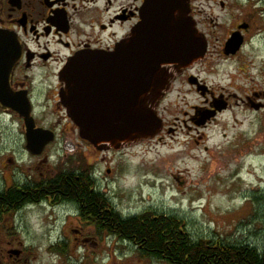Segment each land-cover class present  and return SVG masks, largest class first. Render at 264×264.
<instances>
[{
    "label": "flooded vegetation",
    "instance_id": "flooded-vegetation-1",
    "mask_svg": "<svg viewBox=\"0 0 264 264\" xmlns=\"http://www.w3.org/2000/svg\"><path fill=\"white\" fill-rule=\"evenodd\" d=\"M145 1L0 0V117L16 122L27 161L15 168L9 181L0 172V197L11 192L31 199L15 209L0 200V264H91L89 254L81 260L66 256L70 242L63 232L47 239L48 245L43 247L30 236L25 223H11L21 221L26 213L70 206L47 193L57 180L85 178L97 188V160L94 166L78 156L84 147L94 154L113 155L146 142L173 143L182 136L183 146L193 140V147L208 153L211 134L222 120L226 121L222 125L225 138L228 128L239 137L257 130L259 115L264 114V0H189L187 16L206 49L195 62L161 67L166 84L147 95V110L159 121L156 135L116 146L100 144L98 148L81 137L61 100L66 88L62 73L75 58L109 55L123 46L141 21ZM233 40L236 46H229ZM256 41L263 43L259 55L253 47ZM82 62L81 66L91 65ZM109 65L100 61L90 70H82L84 87L92 93L91 102L83 104L92 114L109 115L127 103L129 87ZM193 95L196 100L192 102L189 97ZM26 115L34 130L42 131L44 141L52 139L38 156L26 151L22 118ZM66 148L72 149V155L62 153ZM32 193L37 196L32 198ZM73 210L78 217L77 209ZM80 224L100 239L112 238L125 245L133 263L142 264V259L164 263L142 257V248L129 241L105 231L100 235L94 226ZM83 231L77 232L79 237L85 236ZM114 260L112 257L110 264Z\"/></svg>",
    "mask_w": 264,
    "mask_h": 264
},
{
    "label": "rangeland",
    "instance_id": "rangeland-1",
    "mask_svg": "<svg viewBox=\"0 0 264 264\" xmlns=\"http://www.w3.org/2000/svg\"><path fill=\"white\" fill-rule=\"evenodd\" d=\"M253 47L259 55L263 43L256 41ZM189 99L193 102L196 96ZM224 123L220 121L210 133L208 153L193 147V140L183 146L184 138L179 136L173 143L146 142L113 155L94 154L84 147L78 156L94 166L97 160L98 191L123 218L144 212L174 216L185 223L193 241H221L264 250V114L259 115V126L250 136L239 137L228 128L225 138ZM22 140L16 122L1 116L0 172L7 181L16 167L27 162ZM71 150L66 148L62 153L72 155ZM108 169L112 173L107 174ZM75 214L71 206L55 207L23 214L21 221L11 223H25L30 236L43 247L48 245L47 239L63 232L70 242L66 256L76 260L89 254L91 264H110L112 257L114 264H138L132 262L125 245L112 238L100 239L80 224ZM54 229L56 232L50 234ZM81 230L83 237L77 233ZM85 237L91 240L83 243ZM142 264L164 263L142 259Z\"/></svg>",
    "mask_w": 264,
    "mask_h": 264
},
{
    "label": "water",
    "instance_id": "water-1",
    "mask_svg": "<svg viewBox=\"0 0 264 264\" xmlns=\"http://www.w3.org/2000/svg\"><path fill=\"white\" fill-rule=\"evenodd\" d=\"M188 5L189 0H146L141 21L123 46L109 55L91 54L75 58L65 68L62 80L66 88L61 93V100L69 118L88 143L96 148L100 144L116 146L156 135L159 121L154 112L147 110V95L165 86L167 79L161 67L195 62L206 49L205 41L187 16ZM235 44L233 40L229 46ZM82 61L91 65L81 66ZM100 61L110 62L109 70L119 72L120 81L129 87L130 94L124 108L115 109L109 115L92 114L83 104L91 102L92 93L84 87L86 81L82 70H90ZM22 118L26 124V151L38 156L52 139L44 141L42 131L34 130L32 119L28 115Z\"/></svg>",
    "mask_w": 264,
    "mask_h": 264
},
{
    "label": "trees",
    "instance_id": "trees-1",
    "mask_svg": "<svg viewBox=\"0 0 264 264\" xmlns=\"http://www.w3.org/2000/svg\"><path fill=\"white\" fill-rule=\"evenodd\" d=\"M58 201L68 203L78 211L81 223L94 226L118 239L142 248V257L161 260L166 264H264V250L244 244L200 239L193 241L185 223L174 216L144 212L123 218L110 201L88 179L74 176L57 180L47 191ZM32 198L37 195L31 194ZM7 193L0 197L8 208H17L30 197Z\"/></svg>",
    "mask_w": 264,
    "mask_h": 264
}]
</instances>
